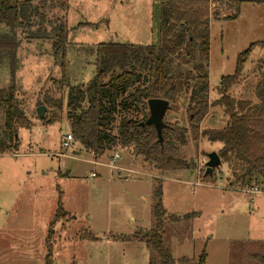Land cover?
Returning a JSON list of instances; mask_svg holds the SVG:
<instances>
[{
  "label": "rangeland",
  "instance_id": "1",
  "mask_svg": "<svg viewBox=\"0 0 264 264\" xmlns=\"http://www.w3.org/2000/svg\"><path fill=\"white\" fill-rule=\"evenodd\" d=\"M30 1L41 5L49 20L45 30L55 22L66 24L67 43L63 57L55 56L52 35L30 38L17 32V79L30 124L19 128L14 146L0 154V264H45L48 243V264H158L134 237L154 225L158 186L166 210L163 241L174 264H194L203 251L202 264H264V184L257 181L252 190L240 185L224 161L206 178L205 164L221 148L220 141L206 136L194 141L188 133L178 157L191 166L167 171L144 162L130 147L96 155L76 140L61 145L70 133L68 89L95 74L96 46L160 44L159 1ZM209 1L211 12L217 7L220 13L209 20V109L201 130L226 125L223 107L214 104L220 79L234 73L238 56L251 44L227 95L257 104L255 86L264 72V0H241L236 17L229 19L235 9L227 4L233 0ZM0 32L7 28L0 24ZM174 60L182 70L191 67V62ZM8 84L4 64L0 87ZM188 95L181 94L178 110L168 109L163 122L188 126ZM39 106L47 119L37 113ZM4 122L0 109V137ZM107 130L115 133L116 125ZM115 154L119 158L112 163ZM58 203L64 213L55 215ZM185 214L176 221L169 217Z\"/></svg>",
  "mask_w": 264,
  "mask_h": 264
},
{
  "label": "trees",
  "instance_id": "2",
  "mask_svg": "<svg viewBox=\"0 0 264 264\" xmlns=\"http://www.w3.org/2000/svg\"><path fill=\"white\" fill-rule=\"evenodd\" d=\"M158 1L160 44L101 42L95 49L93 77L86 84L69 87L66 117L70 121V132L74 139L96 155L115 146L130 147L134 154L142 156L144 162L152 164L157 170L167 171L191 166L186 159L178 157L180 148L187 143L188 133L194 141L206 136L211 141L222 143L216 153L220 161L230 167L237 183L252 187L261 180L264 184V72L255 86L257 104L234 100L227 95L254 44L240 53L234 73L220 79V96L214 104L223 107L228 117L226 125L220 129L201 130L200 123L209 109V20L213 15L219 16L220 8L216 7L211 12L212 2L209 0ZM240 2L233 0L227 4L235 12L225 18L236 17ZM49 23L41 5L30 0H0V24L7 28V32H0V69L5 64L9 77V84L0 87V109L4 111L5 120L4 132L0 137V154L14 146L17 130L30 124L17 79V32L30 38L52 35V51L55 56L62 54L63 57L67 26L55 22L47 31L45 25ZM175 58L179 62H191V67L182 70ZM184 92H189L186 109L188 126L163 122L160 139L154 125L145 123L149 117L147 100H167L169 110L176 112L179 97ZM41 118L47 119L44 116ZM112 125H116L115 133L107 130ZM155 196L158 201L153 208V227L134 237L156 255L158 264H174L171 251L163 241L166 210L161 203L160 186L155 190ZM58 212L64 213L60 203L55 215ZM188 216L169 217L176 221ZM48 246L45 264L49 263V243ZM205 256L203 251L194 264H202Z\"/></svg>",
  "mask_w": 264,
  "mask_h": 264
},
{
  "label": "water",
  "instance_id": "3",
  "mask_svg": "<svg viewBox=\"0 0 264 264\" xmlns=\"http://www.w3.org/2000/svg\"><path fill=\"white\" fill-rule=\"evenodd\" d=\"M149 117L146 120V124H152L156 128V132L158 137L161 139V128L163 127L162 118L165 112L169 109V102L160 98H151L147 100ZM44 106L37 107V113L40 117L43 116ZM142 124V123H141ZM220 158L217 153H212L210 155L209 161L205 164L206 170L205 174H210L212 172V168L219 164Z\"/></svg>",
  "mask_w": 264,
  "mask_h": 264
},
{
  "label": "built area",
  "instance_id": "4",
  "mask_svg": "<svg viewBox=\"0 0 264 264\" xmlns=\"http://www.w3.org/2000/svg\"><path fill=\"white\" fill-rule=\"evenodd\" d=\"M74 136H73V134L70 132V133H68V134H66L64 137H62V140H61V145L62 146H69L71 143H73L74 142ZM116 158H119V155L118 154H115L114 156H113V158L111 159V162L113 163V161L116 159ZM111 163V164H112ZM110 164V165H111ZM113 166V165H112ZM92 176H95V173H93L92 174ZM254 189V188H253ZM250 190H252V187L250 188Z\"/></svg>",
  "mask_w": 264,
  "mask_h": 264
},
{
  "label": "crops",
  "instance_id": "5",
  "mask_svg": "<svg viewBox=\"0 0 264 264\" xmlns=\"http://www.w3.org/2000/svg\"><path fill=\"white\" fill-rule=\"evenodd\" d=\"M219 1H221V0H219ZM224 1H226V0H224Z\"/></svg>",
  "mask_w": 264,
  "mask_h": 264
}]
</instances>
